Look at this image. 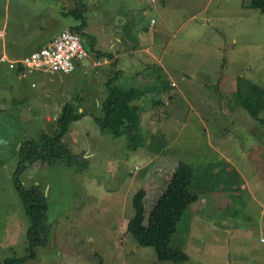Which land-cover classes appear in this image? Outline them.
Segmentation results:
<instances>
[{
	"label": "rangeland",
	"instance_id": "rangeland-1",
	"mask_svg": "<svg viewBox=\"0 0 264 264\" xmlns=\"http://www.w3.org/2000/svg\"><path fill=\"white\" fill-rule=\"evenodd\" d=\"M56 1L62 4L0 0V27L21 30L8 41L9 49L20 47L17 53L25 56L38 43V33L19 26L16 13L22 12L32 27L43 21L42 39L84 23L80 35L86 49L109 51L113 43L125 49L127 58L114 65L89 51L73 74L42 68L46 78L35 81L19 80V64L0 59V264L26 252L30 222L15 172L23 142L57 130L53 116L28 120L47 102L50 90H59L65 104L78 105L74 113L83 109L87 115L74 121L64 137L78 157L76 166L36 164L20 175L24 187L45 191L51 226L46 247L37 248L36 259L27 264H264V123L241 105V95L251 96L253 86L264 90V11L247 7L245 0ZM73 9L75 15L62 14ZM152 32L158 41L150 49ZM141 49L155 54L159 63ZM92 73L101 84H90ZM111 78L122 87L166 86L159 117L148 121L142 112L143 128L152 130L142 128L143 144L135 151L128 148L127 134L114 138L94 121L103 114L95 98L108 95ZM32 83L42 106L31 97ZM255 97L264 103L263 96ZM260 117L264 120V111ZM161 154L194 169L192 185L204 193L170 241L188 256L183 263L159 261L127 229L144 172Z\"/></svg>",
	"mask_w": 264,
	"mask_h": 264
},
{
	"label": "trees",
	"instance_id": "trees-1",
	"mask_svg": "<svg viewBox=\"0 0 264 264\" xmlns=\"http://www.w3.org/2000/svg\"><path fill=\"white\" fill-rule=\"evenodd\" d=\"M245 4L249 8L264 11V0H245ZM75 10H71V13L75 14ZM83 24L76 26V31L79 32ZM111 84L110 81L108 96L102 106L103 115L94 121L103 132L114 138L127 134L128 148L135 151L143 144L140 110L147 109L152 114L149 113V117L153 119L159 117L163 105L161 95L166 91V86L163 83L160 87L143 90L111 87ZM250 91L252 95L248 98L244 99L241 95V105L252 119L264 123L260 117L264 103L255 97H264V90L253 86ZM81 116L75 114L73 107L68 105L58 119L57 130L53 134L44 133L38 140L28 139L23 142L15 172V176H18L15 188L30 222L27 248L24 256L8 258L4 264H27L36 259L37 248L46 247L51 226L48 222L49 203L45 191L38 186L24 187L20 175L36 164L62 162L67 166H76L79 163L78 157L65 144L64 137L71 124ZM192 180L194 169L167 154L157 156L144 172L141 189L134 197L135 217L128 223L127 229L140 247L152 248L159 261L183 263L188 260L184 252L170 246V241L180 220L204 194L195 190Z\"/></svg>",
	"mask_w": 264,
	"mask_h": 264
},
{
	"label": "crops",
	"instance_id": "crops-1",
	"mask_svg": "<svg viewBox=\"0 0 264 264\" xmlns=\"http://www.w3.org/2000/svg\"><path fill=\"white\" fill-rule=\"evenodd\" d=\"M53 2H54V4L55 5H57V4H62L61 2H57L56 0H53ZM150 2H154V0H150ZM62 14L64 15H69V14H72V15H75L74 13H71V10H69L68 12L67 11H62ZM16 15H18V24H19V26L21 27V29H23V30H25V29H30V31L31 32H33V31H35V33L33 34V35H35V34H37L38 33V35L37 36H35V39L38 41V43H37V45L36 46H34L33 47V49H32V51L29 53V54H31L32 52H34V51H36V50H39V49H42V47H44L54 36H56L58 33H60L62 30H64V29H67V28H69V29H73V30H76L75 29V27L76 26H78V25H74V24H71V26L70 27H67L68 25H66L65 27H64V29H62L60 32H58V33H56V34H53L51 37H49V38H45V39H42V35H41V32H43L44 31V24H42V22L43 21H41V22H39V23H34L36 26L35 27H32V23L33 22H31L30 20H26V18H25V20L23 19V17H22V12H18V13H16ZM74 25V26H73ZM26 26H29L28 28L26 27ZM85 26V25H84ZM84 26H83V28L78 32L79 34H81V32H83L84 30H85V28H84ZM20 32H21V30L19 31V32H15V33H13V32H11L10 33V31H8V24L7 25H3V26H1L0 27V37L1 38H3V40H1V41H3V42H1V44H3V51H1L0 52V59L1 60H3V59H5L4 61L5 62H1V63H8V64H12V65H18L19 64V66H18V71H17V75H18V77H19V80H21V79H30V78H32V80L33 81H35V80H44L45 78H46V74H45V71H44V69H42V68H40V69H37V70H35L34 72H32V73H30V72H28L27 70H25V68L21 65V61L23 60V58H25L26 56H28L29 54H27V55H25V56H22V55H19L18 53H17V51L18 50H21L20 49V47H19V49H17V47H14V49H12V47H11V49H9V42H12V40H13V38L15 39V38H17V36H14L13 37V35H15V34H18V35H21L20 34ZM153 33H155V32H152L151 34H150V36H149V39H148V43H149V46H150V49H152V45H154L158 40L156 39V38H158V37H154V34ZM81 36V35H80ZM88 36L90 37V39H91V42L90 43H92V44H94L95 43V41H94V39H93V37H91V35L90 34H88ZM141 38H142V36H141ZM142 40V39H141ZM9 41V42H8ZM117 41L121 44V39L120 38H118L117 39ZM104 44H106V43H104ZM103 44V45H104ZM122 45V44H121ZM125 45H130L129 44V42L127 41L126 43H125ZM85 46V45H84ZM104 47H106V49H107V44L106 45H104ZM132 47H135V46H132ZM85 49H86V47H85ZM102 49H103V47H102ZM112 49V51L110 52V54L108 53H106V52H109L110 50ZM87 50V52H88V54H89V51H92L93 53L95 52L96 53V56H103V57H106V59H111L112 60V64H116V63H118L117 62V59H120V60H122V62H124V59H126L127 57L126 56H124L123 57V55L125 54V49H121V50H118V49H116V45H114L113 43L111 44L110 43V49H109V51H105V50H96V51H93V47H90V50H88V49H86ZM119 51V53H120V51H121V54H119V53H117ZM140 52L141 53H144L148 58H149V56H151L152 58H154V60H156V62H158L159 63V61H158V59H156V55L155 54H152V53H149V50H145V52L143 51V49H141L140 50ZM108 57V58H107ZM123 57V58H122ZM96 58H98V57H96ZM106 61V60H105ZM108 61V60H107ZM106 61V62H107ZM80 63V61H78V62H76V66H75V70H76V67L78 66V64ZM105 63V62H104ZM103 63V64H104ZM120 64V63H119ZM123 65V64H122ZM120 66H121V64H120ZM93 67H95L94 66V63H93ZM161 69L165 72V68L163 67V66H161ZM75 70L72 72V73H68V74H73L74 72H75ZM119 74H120V77H126V72H123L122 70H116ZM56 72V71H55ZM57 73H61V72H57ZM63 74H65V73H63ZM59 75V74H58ZM91 77L93 78L92 80H91V85H93L94 86V84H101V82L98 80V79H96L95 77L96 76H94V73H92L91 74ZM115 79V78H114ZM114 79L113 78H111L108 82H106V85H107V88H108V84H109V82L111 81L112 82V84H111V87H119V88H122V89H132V88H137V89H143V90H149V88H152L153 89V87L155 86V85H151V86H149V87H147V88H144L142 85H140L141 87L140 88H138V87H133V86H124V87H122V86H118V85H116L115 84V81H114ZM32 86L31 87H29L28 86V88H29V90L31 91V97L33 98V100H34V102L37 104V105H39V106H42V103L40 102L41 101V98H39V93H38V86L36 85V84H34V83H32L31 84ZM157 86V85H156ZM50 88L51 87H48V89L50 90ZM108 90H109V88H108ZM52 93H48L47 94V102L46 103H43V107L42 108H40V109H38V110H36L35 112H34V117H29L28 118V120H35L36 119V117H41L42 118V120L43 121H46L47 120V117L48 116H53V117H55L56 119H53V120H57V122H58V119H59V113L61 112V110L63 109V107L66 105V106H68V105H71V104H65V102L64 101H62V95L61 94H58V91L57 92H55L54 90H50ZM60 91H63V89H61ZM108 96V95H107ZM107 96L105 97V98H103L102 99V101L99 99V98H95V102L96 103H98L99 105H101V107L103 106V103H104V101L106 100V98H107ZM50 103H52L51 105H50ZM72 106V105H71ZM73 107H75V110H77L78 108H80L78 105H76V104H73ZM65 109V108H64ZM64 111V110H63ZM142 112L144 113V114H146V115H148L149 116V113H146L147 111L146 110H142ZM142 112L140 113V125H141V127L143 126V120H144V114H142ZM103 113V112H102ZM26 114H29V115H31L32 113L31 112H27V113H25L24 115H26ZM63 114V113H62ZM61 114V115H62ZM75 114H79V115H82L79 119H82L83 117H85L84 115H87L86 114V112H84V110L83 109H80V111H78V112H76ZM103 115V114H102ZM23 116V115H22ZM61 117V116H60ZM149 118V117H148ZM79 119H77V120H79ZM152 120V118L150 117L149 118V120L148 121H151ZM152 125V124H151ZM145 128H148L147 130L149 131V130H152V128H149V126L148 127H146L145 126ZM189 212V211H188Z\"/></svg>",
	"mask_w": 264,
	"mask_h": 264
},
{
	"label": "built area",
	"instance_id": "built-area-1",
	"mask_svg": "<svg viewBox=\"0 0 264 264\" xmlns=\"http://www.w3.org/2000/svg\"><path fill=\"white\" fill-rule=\"evenodd\" d=\"M80 34L73 29H64L54 36L42 49L23 58L21 65L32 73L40 68L61 73H72L76 62L88 57Z\"/></svg>",
	"mask_w": 264,
	"mask_h": 264
}]
</instances>
